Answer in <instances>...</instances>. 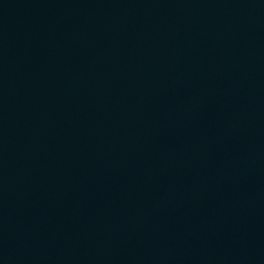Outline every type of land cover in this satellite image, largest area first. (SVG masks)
Listing matches in <instances>:
<instances>
[{
	"label": "water",
	"instance_id": "water-1",
	"mask_svg": "<svg viewBox=\"0 0 264 264\" xmlns=\"http://www.w3.org/2000/svg\"><path fill=\"white\" fill-rule=\"evenodd\" d=\"M0 264H264V0H0Z\"/></svg>",
	"mask_w": 264,
	"mask_h": 264
}]
</instances>
